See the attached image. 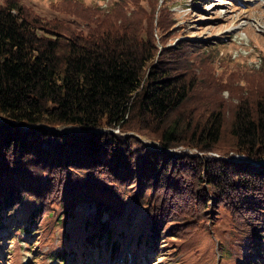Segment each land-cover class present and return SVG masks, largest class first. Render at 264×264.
Segmentation results:
<instances>
[{
    "label": "trees",
    "instance_id": "16d2710c",
    "mask_svg": "<svg viewBox=\"0 0 264 264\" xmlns=\"http://www.w3.org/2000/svg\"><path fill=\"white\" fill-rule=\"evenodd\" d=\"M138 1H51L66 23L0 0V228L22 223L29 240L82 204L84 245L100 251L131 201L144 249L189 238L223 209L243 263L264 264V163L231 161L264 162V58L226 72L218 47L175 40L169 0Z\"/></svg>",
    "mask_w": 264,
    "mask_h": 264
},
{
    "label": "rangeland",
    "instance_id": "374dc122",
    "mask_svg": "<svg viewBox=\"0 0 264 264\" xmlns=\"http://www.w3.org/2000/svg\"><path fill=\"white\" fill-rule=\"evenodd\" d=\"M18 1L41 17L70 23V19L49 9L48 5L56 0ZM80 1L84 5L99 4L106 10L115 0ZM138 4L148 11L143 0ZM168 4L177 26L182 29L175 40L189 38L218 47L220 58L229 54L226 72L234 70L235 66L259 68L264 58V0H169ZM221 69L224 70L217 66V71ZM222 96L227 97V93ZM57 130L68 132L65 128ZM146 141V145L153 144ZM29 205L21 207L14 219H25ZM76 208L73 219L48 226L47 230L31 235L29 240L27 234L15 229L22 223L16 226V221L6 219L0 228V264H244L243 239L231 231L223 209L218 211L215 220L185 240L166 238L160 245L152 243L142 249L141 242L147 232L146 218L142 207L128 201L117 225L110 231L106 247L89 252L84 245L87 239L82 236L85 229H90L91 210L82 204ZM60 251L64 252V260L54 261V253Z\"/></svg>",
    "mask_w": 264,
    "mask_h": 264
},
{
    "label": "water",
    "instance_id": "95a60500",
    "mask_svg": "<svg viewBox=\"0 0 264 264\" xmlns=\"http://www.w3.org/2000/svg\"><path fill=\"white\" fill-rule=\"evenodd\" d=\"M51 131H54V129H50ZM77 132V131H76ZM142 142H144V143H148L146 140H142V139H140ZM185 150V149H184ZM186 151V150H185ZM165 153H169L170 151L169 150H165L164 151ZM190 152V154H192V155H197V156H201V154H199V153H197V152H195L194 150H190L189 151ZM209 156H214L213 154H209ZM232 162H235V163H240V162H249L250 164H253V165H256V166H260V165H263V161L262 162H259V163H257V162H252V161H250V160H248L247 158H245V157H243V156H235L232 160H231Z\"/></svg>",
    "mask_w": 264,
    "mask_h": 264
}]
</instances>
